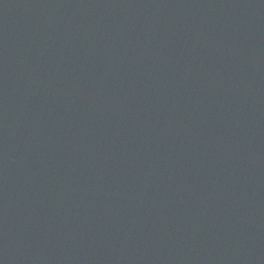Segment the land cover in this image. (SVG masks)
Instances as JSON below:
<instances>
[{
  "label": "water",
  "instance_id": "1",
  "mask_svg": "<svg viewBox=\"0 0 264 264\" xmlns=\"http://www.w3.org/2000/svg\"><path fill=\"white\" fill-rule=\"evenodd\" d=\"M0 264H264V0H0Z\"/></svg>",
  "mask_w": 264,
  "mask_h": 264
}]
</instances>
